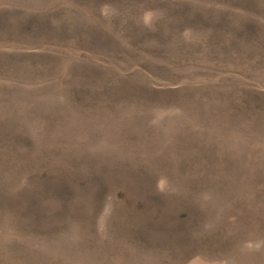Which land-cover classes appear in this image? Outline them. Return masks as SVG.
<instances>
[{"label":"rangeland","instance_id":"1","mask_svg":"<svg viewBox=\"0 0 264 264\" xmlns=\"http://www.w3.org/2000/svg\"><path fill=\"white\" fill-rule=\"evenodd\" d=\"M0 264H264V0H0Z\"/></svg>","mask_w":264,"mask_h":264}]
</instances>
